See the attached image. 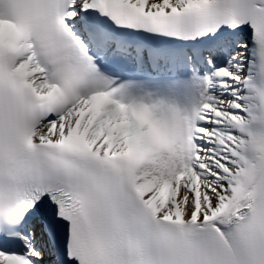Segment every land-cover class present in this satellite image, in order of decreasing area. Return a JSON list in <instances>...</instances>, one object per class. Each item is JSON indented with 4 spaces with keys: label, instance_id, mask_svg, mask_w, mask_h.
I'll use <instances>...</instances> for the list:
<instances>
[{
    "label": "snow or ice",
    "instance_id": "obj_1",
    "mask_svg": "<svg viewBox=\"0 0 264 264\" xmlns=\"http://www.w3.org/2000/svg\"><path fill=\"white\" fill-rule=\"evenodd\" d=\"M0 264H264V0H0Z\"/></svg>",
    "mask_w": 264,
    "mask_h": 264
}]
</instances>
